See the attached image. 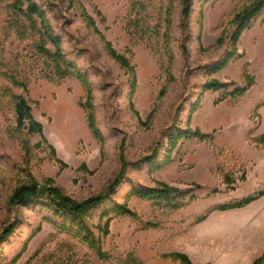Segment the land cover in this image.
Listing matches in <instances>:
<instances>
[{"label": "rangeland", "instance_id": "rangeland-1", "mask_svg": "<svg viewBox=\"0 0 264 264\" xmlns=\"http://www.w3.org/2000/svg\"><path fill=\"white\" fill-rule=\"evenodd\" d=\"M13 1L0 5V237L13 227L0 264H180L170 256L180 251L195 264H225L216 259L217 207L264 192V7L234 43L237 16L258 0H190L185 22L179 0H34L84 84L54 73L37 50L42 33ZM244 76L254 83L235 98ZM19 96L40 133L28 119L18 125ZM175 130L190 133L172 145ZM123 163L114 192L87 218L101 258L55 226L46 199L10 202L23 185L78 202L102 195ZM161 186L185 205L173 210L132 192ZM114 206L133 215L102 216Z\"/></svg>", "mask_w": 264, "mask_h": 264}, {"label": "trees", "instance_id": "trees-1", "mask_svg": "<svg viewBox=\"0 0 264 264\" xmlns=\"http://www.w3.org/2000/svg\"><path fill=\"white\" fill-rule=\"evenodd\" d=\"M7 0H0V5L6 2ZM183 6L182 8V17L185 22L190 14V0H179ZM264 7V0H258L250 8L246 9L243 14L237 16L238 27L236 33L233 37L234 43L237 42L241 31L250 24V21L255 17ZM14 12L18 13L20 16L24 17L26 20H29L34 27V30L42 33V40L37 45V50L42 53L47 59H49L54 65V73L58 74L60 78H64L69 75H75L79 78L84 84H87V81L81 77V75L76 71V66L69 62L66 57L62 54L60 49V40L52 36L49 24L47 22L44 11L40 9L37 3L34 0H14L11 4ZM11 28V26H10ZM51 43L54 46V51L46 49V44ZM117 60L120 61L121 65L124 67H129L128 62L124 58L117 57ZM230 60V56L221 63L220 67L225 66ZM219 67V68H220ZM12 83L16 86L18 83L12 78ZM254 79L250 76H244V86L242 88H236L231 94L233 97H242L248 89L253 85ZM21 88L26 92V87L21 83L19 84ZM209 88L216 90L220 88L218 82L209 83ZM29 101L25 98L19 96L16 104V114L18 116V125H23V119H28L30 125V132H41V127L35 123L30 116V107ZM264 105V101L258 104V108ZM92 107V106H91ZM89 125L90 128L96 132L94 124V115L93 113L89 115ZM190 131H179L175 130L174 134L170 135V143L173 145L179 138L187 137ZM195 135H198L201 139H207L208 136L201 135L199 131L194 132ZM258 141L264 145V135H262ZM126 163H123V167L120 171L119 176L116 177L114 182L110 185L106 193L98 195L95 197L88 198L83 201H75L67 196H65L58 189L49 187L45 189H39L37 186L32 185H23L19 187L11 197V204L21 205L26 201L38 200L41 198L46 199V201L51 205L55 211L54 216L58 218L59 223H56L55 226L58 227L60 231H67L73 234L81 243L85 244L89 249H91L96 257H102V250L95 239L93 232L91 231L90 225L87 221L89 212L96 208L98 205L102 204L104 200L114 192V189L119 183L121 176L124 173V167ZM227 182V181H226ZM133 194L143 199L151 200L156 204H164L165 207L177 210L183 207V203H174L176 200L175 197H171L172 194L176 193L174 189L161 186L158 188L150 189H134ZM264 196V192H259L257 195L245 198L239 202H234L226 206H219L217 210H228L233 208L243 207L252 201L258 199L259 197ZM110 212L119 213V214H129L130 213L125 207L114 206L102 213L103 215L109 214ZM207 214H205L197 222H200L205 219ZM13 227L11 225L5 227L2 230V236L0 237V242L3 238H7L12 232ZM104 234H107L108 228L107 225L102 229ZM175 260H178L180 264H195L193 263L186 254L180 252H174L170 255ZM252 264H264V254L256 259Z\"/></svg>", "mask_w": 264, "mask_h": 264}, {"label": "crops", "instance_id": "crops-1", "mask_svg": "<svg viewBox=\"0 0 264 264\" xmlns=\"http://www.w3.org/2000/svg\"><path fill=\"white\" fill-rule=\"evenodd\" d=\"M263 110L264 106L260 113ZM217 217L220 247L216 259L225 264H252L264 253V197L241 209L217 212Z\"/></svg>", "mask_w": 264, "mask_h": 264}]
</instances>
